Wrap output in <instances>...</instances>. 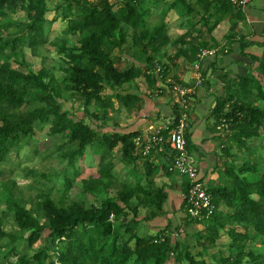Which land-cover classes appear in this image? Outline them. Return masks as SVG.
<instances>
[{
	"label": "trees",
	"instance_id": "16d2710c",
	"mask_svg": "<svg viewBox=\"0 0 264 264\" xmlns=\"http://www.w3.org/2000/svg\"><path fill=\"white\" fill-rule=\"evenodd\" d=\"M49 1L54 0H0V205L4 204L0 209V264H166L170 259L175 264H208V256L215 264H264V254L249 248L257 238L264 242V168H260L264 155L257 153L258 146L249 144L251 138L260 137L264 126V108L255 104L257 95L264 93L260 80L247 74L234 91L229 82L212 111L216 127L223 118L230 122L226 131L229 140L236 151L246 150L249 158L237 164L238 155L222 148L232 159L220 157L217 167L222 170L221 178L217 185H208L216 205L214 214L198 222L187 213L186 228L203 225L202 230L193 232L200 250L193 253L183 236H141L137 232L140 208L149 209V216L156 215L167 197L165 188L155 184L157 166L142 155L135 142L140 130L123 131L125 127L118 122L104 130L108 125L99 123L111 112L120 113L123 107L136 112L141 109L144 99L140 91L144 86L141 90L135 83L141 76L151 88L164 82V74L160 79L151 70L156 66L154 54L170 42L166 25H148L152 0H60L55 12L61 10L67 24L63 34L50 40L45 29ZM218 1L227 11L235 9L229 2ZM18 10L25 12L24 21L16 19ZM236 28L237 22L232 24L229 38L234 37ZM129 35H135L133 45L146 54L144 67L134 62L121 68L114 54L115 49L126 48ZM72 36L77 37L76 42H70ZM47 45L55 47L60 61L33 70L25 58L26 48L46 56ZM199 46L194 45L190 61L197 59L207 43ZM55 69L64 71L63 79L56 78ZM133 83L139 92L129 91ZM74 100L83 106L82 117L72 115L64 106V102ZM174 106L177 115L179 107L177 103ZM86 116L90 123L85 121ZM38 127H48L50 135L61 137V156L78 175L77 163L86 149L100 147L98 176L81 180L79 197H68L74 186L69 175L57 199L50 191L27 197L10 177L14 171L11 154H18L24 138L33 136ZM115 151L127 167L137 168L142 161L145 171L138 174L136 183L118 179ZM23 171L32 177L36 168L26 166ZM187 189L185 184V193ZM101 192L106 196L98 203L87 196ZM46 230L44 244L33 247ZM222 232L230 238L226 250L212 253ZM22 240L26 241L23 246ZM26 244L30 251L23 248ZM13 256L16 259L12 260Z\"/></svg>",
	"mask_w": 264,
	"mask_h": 264
},
{
	"label": "crops",
	"instance_id": "0c3cea01",
	"mask_svg": "<svg viewBox=\"0 0 264 264\" xmlns=\"http://www.w3.org/2000/svg\"><path fill=\"white\" fill-rule=\"evenodd\" d=\"M235 22L237 28L234 37L229 38L231 26ZM148 25L159 28L166 25L170 38V42L154 54L156 66L151 70L155 74H164L165 84L151 88L143 76L138 78L135 83L144 86L145 90L140 91L144 104L138 112L134 110L130 113L122 126L128 131L140 130L146 136L149 123H155L158 118L164 123L172 118L175 114V102L166 81L173 79L182 86L193 87L196 83L194 61L189 58L193 56L194 45L207 43V48H219L216 56H208L201 61L205 80L195 88L192 95L188 107L187 129V148L198 160L201 177L207 181V185H217L222 171L217 167L220 157L223 156L221 160L232 159V156H226L227 150L222 148H230L231 154H235L236 149L229 140L230 134L226 132L228 129L219 130L215 126L212 111L217 100L225 95L229 82L232 83L231 89L234 91L236 83L247 74H253L260 80L264 92V0H254L231 11H227L218 0H161L150 15ZM183 35L187 37L178 43H172ZM134 37L135 35L127 37L124 50L115 49L114 54L118 57L121 68L134 62L145 66L142 61L146 59V54L142 48L133 45ZM131 92L136 93L139 90ZM255 104L264 108V93L263 96L257 95ZM260 134H264V126L260 128ZM161 154L157 151L148 159L156 164L155 184L165 188L167 197L156 215L149 216V209L140 208L137 232L144 237H157L167 233L175 238V233L184 228L181 236H193V232L202 230L203 225L196 223L188 228L184 225L189 219L183 197L186 180L178 173L166 171ZM124 166L126 172H129L127 166ZM132 170L143 173L145 168L142 161H138V167H133ZM220 209L224 210V206L221 205Z\"/></svg>",
	"mask_w": 264,
	"mask_h": 264
},
{
	"label": "rangeland",
	"instance_id": "374dc122",
	"mask_svg": "<svg viewBox=\"0 0 264 264\" xmlns=\"http://www.w3.org/2000/svg\"><path fill=\"white\" fill-rule=\"evenodd\" d=\"M153 1V8L152 12L155 7H157L158 4H160L161 1L159 0H152ZM60 0H54L49 1V11L46 14V23H45V29L48 31L50 40H54L57 36L64 33V30L66 28V20L63 18V15L61 13V10L55 12L57 7L59 6ZM16 19L19 21H24L26 16L25 12L22 10H18L16 14ZM56 18L55 20H53ZM70 42H76L77 37H70ZM48 50L45 51L46 56L44 55H35L32 53L30 48H26L25 52V58L26 61L30 64V67L33 70H38L42 65L51 67L56 61H60L59 54L56 51L55 47L52 45H47ZM13 65L15 67H19V65L14 62ZM23 67L25 70H27V67ZM56 74V78L61 80L65 76L64 71L60 69L54 70ZM145 79V78H144ZM146 81V80H145ZM127 86V85H126ZM131 90H138L136 85L133 83V85H130ZM141 90H143V86H140ZM129 90V91H131ZM37 102H33L32 104L35 105ZM64 106L69 109L71 114H76L78 117L83 116V106L80 104L79 101H66L64 102ZM123 110L118 114H113L111 112V115L107 116L106 119H102L99 124H107L108 128L111 129L114 127V125L118 122L120 125L124 124L127 118L130 116V113L134 112L135 109H125V107L122 108ZM161 118L156 119L154 122L159 124L163 121H161ZM85 121L90 123L91 120L88 116L85 117ZM231 144V143H230ZM249 144L258 146L257 153H262L264 155V134H261L260 137L256 138L253 137L249 140ZM235 145V144H234ZM62 146V139L58 135L52 136L49 133L48 127L44 128H37L35 132L33 133V136H30V138H24L23 145L19 151V153L13 152L11 154V160L12 164L11 166L14 168L13 173L10 175L12 179H14L18 184L19 188L24 191V193L27 195V197H35L37 193L44 191V192H51V194L57 199L60 196H62V188H63V182L65 180L66 175H69L71 178H73L74 186L68 193V197L77 198L82 192V179L88 178L90 176H98V159L99 154L98 150H100V147L98 145L90 146L86 149L84 156L78 161V166H80L79 175L75 173V170L71 167H69L66 164V160H63L61 156L60 147ZM256 146H253L256 148ZM237 157V164L241 163L242 160L248 157V153L246 150L242 149L239 151H236ZM249 158V157H248ZM114 161H115V173L120 180H126L128 182L130 181H137L139 180L140 176L139 173L132 170L133 167H127V170L129 172H126L125 164L121 161V156L119 151L114 152ZM6 166H9L7 164ZM26 166L34 167L36 168V171L32 173V177L27 176L23 169ZM260 168H264V165H260ZM207 182V181H206ZM111 194L115 195L116 192L114 190H111ZM89 200L93 203H98L99 200L105 198L106 194L104 192H101L99 194H89L87 195ZM4 207V204L0 205V209ZM239 230H244L242 227H238ZM6 229H10V224L6 225ZM48 230H46L41 238L33 245V247L43 245L44 244V238L47 236ZM147 235V234H144ZM184 241L190 245V249L193 251V253H196L198 250H200L201 247H199L196 243V239L191 236H185ZM229 237L227 236L226 232H222V237L218 240L219 244L218 247H214L211 249V252L223 251L226 250V244L229 241ZM25 240L21 241V245L25 243ZM20 245V246H21ZM23 248L28 249V245L26 244ZM249 248L254 250L255 252H260L264 254V242L260 240V238H257L256 241H252L249 244ZM12 260L16 259L15 256L11 257ZM208 264H215L211 256L206 257ZM186 263V261L184 262ZM166 264H175L174 259H170ZM242 264H247V262H244Z\"/></svg>",
	"mask_w": 264,
	"mask_h": 264
},
{
	"label": "built area",
	"instance_id": "2783aa9c",
	"mask_svg": "<svg viewBox=\"0 0 264 264\" xmlns=\"http://www.w3.org/2000/svg\"><path fill=\"white\" fill-rule=\"evenodd\" d=\"M235 7H240L254 0H222ZM217 47H203L193 62L196 83L193 87H185L173 79H168V91L173 94L174 102L179 107V114H174L164 123H149L146 127L147 135L140 134L135 138L142 155L151 158L155 152L164 155L163 160L168 170L183 176L188 186L187 193L183 192L185 207L188 215L198 222L212 217L216 209L213 195L209 191L207 182L200 175L198 160L187 148V129L189 125L188 107L195 93V88L203 83L205 75L201 61L208 56H216ZM162 79V74L157 73ZM165 84V80L163 82ZM230 122L226 118L221 119L217 126L219 130L229 128ZM153 162V161H152ZM113 217V214L111 215ZM184 228L175 233V238H180ZM158 239H155L157 241Z\"/></svg>",
	"mask_w": 264,
	"mask_h": 264
},
{
	"label": "water",
	"instance_id": "95a60500",
	"mask_svg": "<svg viewBox=\"0 0 264 264\" xmlns=\"http://www.w3.org/2000/svg\"><path fill=\"white\" fill-rule=\"evenodd\" d=\"M123 131L129 132V131H128V130H126V129H125V130H123Z\"/></svg>",
	"mask_w": 264,
	"mask_h": 264
}]
</instances>
